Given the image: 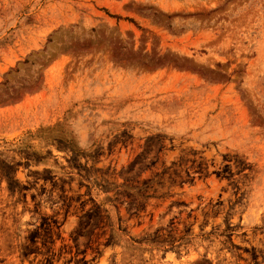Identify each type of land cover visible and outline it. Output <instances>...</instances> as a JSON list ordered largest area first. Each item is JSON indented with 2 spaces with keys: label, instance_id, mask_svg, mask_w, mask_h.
Here are the masks:
<instances>
[{
  "label": "rangeland",
  "instance_id": "rangeland-1",
  "mask_svg": "<svg viewBox=\"0 0 264 264\" xmlns=\"http://www.w3.org/2000/svg\"><path fill=\"white\" fill-rule=\"evenodd\" d=\"M0 264H264V0H0Z\"/></svg>",
  "mask_w": 264,
  "mask_h": 264
}]
</instances>
